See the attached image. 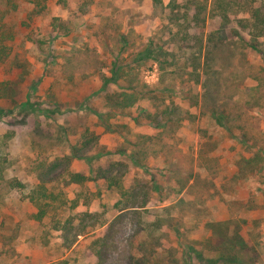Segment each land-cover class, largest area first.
Listing matches in <instances>:
<instances>
[{"label":"rangeland","instance_id":"374dc122","mask_svg":"<svg viewBox=\"0 0 264 264\" xmlns=\"http://www.w3.org/2000/svg\"><path fill=\"white\" fill-rule=\"evenodd\" d=\"M263 34L264 0H0V264H204L224 222L232 234L241 225L245 264H264V168H238L246 141L264 148ZM150 42L159 60L135 62ZM115 64L118 81L105 83ZM162 81L165 99L146 93ZM157 112L175 130L145 141L162 131L144 115ZM138 143L152 175L130 156ZM42 159L56 162L51 175L90 179L49 183L47 198Z\"/></svg>","mask_w":264,"mask_h":264},{"label":"trees","instance_id":"16d2710c","mask_svg":"<svg viewBox=\"0 0 264 264\" xmlns=\"http://www.w3.org/2000/svg\"><path fill=\"white\" fill-rule=\"evenodd\" d=\"M253 16H257L258 18V10L255 11V13H253ZM71 33L70 29H65V31H57L56 32V36L55 37H59V36H69ZM264 35V34H263ZM123 39L126 40V36L123 35ZM246 45H248V47H251L255 50H258V46L254 43V42H248L246 41ZM216 49H217V45ZM159 48H161V46H155L152 44V42H150L148 45H146L142 50H140L138 53H136V55L134 56V61L137 63H141L142 61L148 60V59H153L154 61L159 60V54L160 53H164V51H159ZM206 61H204V64H206L208 62V56L207 58H205ZM120 71V66H118L117 64L114 65V67H112L111 69V76H107L105 77V83H108L110 81H118V73ZM145 91L148 94H151L153 96L157 95H161L163 96L162 99L164 98V95H167L168 93H172L173 90V85H169L165 82H159L155 85H145ZM138 91L133 89L132 92H123L121 93L123 102L122 106L123 107H130L133 106L136 102H138V97H136V95H138ZM28 104V103H27ZM170 105H166L163 110L161 112H163V114H169L171 113L170 111ZM211 112L213 113V116L217 117V120L219 121V123L221 122H225L226 124L228 123L227 121L231 120L232 118V114L226 110H222L220 111L219 108L217 106L212 107ZM1 112V111H0ZM243 111H240V114H242ZM146 116H148L149 120L148 123L153 124V129H157L159 130L160 128H162V131H159L160 133L156 134L155 137H146L147 139L145 141H151L152 139L154 141H156V143L160 142L162 139H165L166 137L164 136L165 134H163V131L165 130H171L174 131L175 127H173V124H171L170 122H172V118L166 120V122L161 121L160 119H158L161 115V113L157 112L155 113V115H151L150 113L148 114H144ZM135 124L137 126H143V124H148V123H142L139 122V120L136 118ZM169 121V122H168ZM127 124L129 125L130 123H126L125 126H127ZM222 125V123H221ZM223 126V125H222ZM109 127V126H108ZM110 128V127H109ZM207 132V131H206ZM155 135V134H154ZM121 136L123 137V139H125L126 141H130L128 137H126V134H121ZM207 139H211V136H207ZM86 140H84L85 142ZM246 141V140H245ZM131 142V141H130ZM165 142V141H164ZM134 145H136L135 143H133ZM247 147L248 148H254V145L247 143ZM141 151L139 153H134L131 156V158H133L134 160V164L137 165L139 168L145 170L146 172L150 173L152 175L151 171V167H149V160H150V153H149V149H148V145L144 144L141 145L140 143L137 144ZM203 145H201L200 149H199V154L201 156H203V154L207 155L208 149H203L202 148ZM253 146V147H252ZM203 149V150H202ZM252 149H248L250 151V156L247 155L243 157L244 160V164L245 166H239L238 168L241 171H247L250 170L251 172H258V171H262V169L264 168V148L260 147L258 149H256V151H253ZM210 150V149H209ZM212 151V149L210 150ZM119 154H124L123 151H118ZM103 153L105 154H110L112 153L111 151H105V152H101L99 154H97L96 156L98 158H100V156H103ZM115 153V152H114ZM70 155V153H69ZM67 158H69L70 156H66ZM124 165V164H123ZM38 174H39V188H41V190H45L43 195L45 197H50V199H52L51 197L54 198V190H50L49 187L47 186L49 183H54L57 182L59 180H61V182H64L65 185L71 184L72 182H77L79 183L80 180L85 181V180H89L90 176H86L83 173L80 172H73L71 171V169H68L67 173L66 171L62 172H58L57 175H51L54 166H56V162L52 163L50 165L46 164V159H42L38 165ZM114 165H111V167H113ZM91 172V171H90ZM242 172V173H243ZM68 176V177H67ZM100 176H104L105 178H107V180L109 181V184L115 182V179L117 178L116 175H113V173L111 172V168L108 169H100ZM92 178V177H91ZM154 178V177H153ZM158 180L155 177L153 179V183H157ZM121 194H125V192L121 193ZM45 205L50 204L49 202L44 203ZM43 204V206H44ZM41 205L40 210L35 214V217L37 219H42L45 216V211H44V207ZM140 204H137L136 202H127L126 204L123 205V207L121 208L122 210H125L126 208H136V207H140ZM104 224H101L100 226H103ZM218 228H216L215 226V231L218 232V234L214 231L213 228V237L218 238L219 243L218 245H216L215 247V255L214 257L209 256V257H205L204 253L199 252V261L200 262H205L204 264H230V263H246V256H245V252L246 250L249 248L248 246V242L246 241L245 237L242 235L241 233V225L236 227V231L234 232V234L230 233V229H229V225L227 222H224L222 224H215ZM222 225H224L225 227H223ZM99 226V227H100ZM230 233V234H229ZM78 235H80L81 233H77ZM77 235V236H78ZM106 239L108 237H105ZM218 254V255H217ZM101 255H103V253H101ZM186 258V257H185ZM102 260L103 256H102ZM248 260V259H247Z\"/></svg>","mask_w":264,"mask_h":264},{"label":"crops","instance_id":"0c3cea01","mask_svg":"<svg viewBox=\"0 0 264 264\" xmlns=\"http://www.w3.org/2000/svg\"><path fill=\"white\" fill-rule=\"evenodd\" d=\"M137 128H141V126H136Z\"/></svg>","mask_w":264,"mask_h":264}]
</instances>
